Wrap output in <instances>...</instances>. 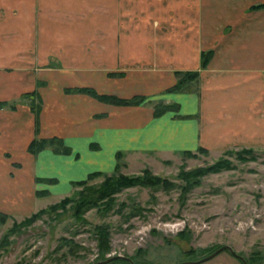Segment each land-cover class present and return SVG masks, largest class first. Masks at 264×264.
<instances>
[{
    "label": "crops",
    "instance_id": "obj_1",
    "mask_svg": "<svg viewBox=\"0 0 264 264\" xmlns=\"http://www.w3.org/2000/svg\"><path fill=\"white\" fill-rule=\"evenodd\" d=\"M242 6L212 0H0V101L16 102L15 109L0 108V212L24 216L34 210L36 191L59 190L37 178L55 179L64 194L90 172L111 173L118 151L129 160L199 147L220 153L263 139L264 10L241 20ZM217 22L230 27L229 34L217 35ZM208 48L213 55L200 69V52ZM186 70L199 71L196 88L166 91L175 72ZM82 87L146 99L114 105L65 92ZM35 90L42 101L37 132L33 112L20 100ZM158 101L177 104V110L154 116L152 103ZM52 136L70 152L27 151L33 138Z\"/></svg>",
    "mask_w": 264,
    "mask_h": 264
},
{
    "label": "rangeland",
    "instance_id": "obj_2",
    "mask_svg": "<svg viewBox=\"0 0 264 264\" xmlns=\"http://www.w3.org/2000/svg\"><path fill=\"white\" fill-rule=\"evenodd\" d=\"M212 2L242 4L241 20L264 10L251 8L264 0ZM215 30L217 35H227L231 28L217 22ZM207 50H212L213 55L214 49L202 51ZM187 72L191 71H180L176 81L187 78ZM195 81L188 77L183 89L196 88ZM23 94L20 100L28 104L31 112L32 105L42 109L40 95L39 101ZM94 146L97 147L93 143L91 147ZM128 157L124 153L120 159L121 174L143 176L147 170L149 176L168 184L124 188L113 195L109 210L92 207L79 214L82 221L73 214L70 203L57 216L48 210L31 221H23L81 190L71 184L66 193L59 194L64 188L55 179L37 178L45 187L59 190L51 191L52 194L39 190L41 195L36 191L34 210L24 216L7 214L0 223V264H102L109 258L114 259L105 264H129L122 260L124 257L136 264H243L228 250L203 260L224 245L230 246L247 264H264V136L257 144L238 145L220 153L206 149L189 154L162 156L150 152L134 155L130 160ZM217 162H221L223 169L214 171ZM102 180L98 176L89 184ZM100 224H107L110 231V249L104 258L98 254L94 229Z\"/></svg>",
    "mask_w": 264,
    "mask_h": 264
},
{
    "label": "trees",
    "instance_id": "obj_3",
    "mask_svg": "<svg viewBox=\"0 0 264 264\" xmlns=\"http://www.w3.org/2000/svg\"><path fill=\"white\" fill-rule=\"evenodd\" d=\"M264 7L263 4H257L252 5L251 8L258 9ZM212 56V50L202 51L200 55V67H206L208 61L210 60V57ZM180 71H176L175 75H179ZM188 77H192L193 79H197L199 71L198 70H191V72L186 73ZM185 74V75H186ZM187 77V76H186ZM187 77V78H188ZM187 78H178L177 81L170 87L166 89V91H180L183 90V83H185ZM70 91H77L82 93L90 94L91 96L95 97L96 99L109 103L114 105H137L139 103H142L145 101L144 96L140 95H133L129 98H123L111 94H102L98 93L95 90L91 88H66L65 92ZM24 97L28 96H35L39 99V94L36 91H33L32 93H26L23 94ZM9 106L11 109L15 108V105L10 103L8 104L7 101H0V108ZM34 108V105H32V111L35 116V131L37 132L39 128V113L41 107ZM178 105L177 104H165L161 101H158L154 103L153 105V115L159 116L165 111L168 110H177ZM95 147V146H94ZM50 148L55 153L58 154H68L70 152V148L66 146L63 142V140L58 136H52V137H35L33 138L30 143L28 144L27 150L31 154H36L39 151ZM197 150H206L203 147L197 148ZM192 151H183V153H191ZM249 153V152H246ZM124 152L118 151L115 155L116 157V164L114 170L108 174L101 171H94L90 172L85 179L73 181L72 185L74 187H81V190L74 191L72 195L65 196L63 199H61L58 203L53 204L49 206L46 210L42 209L39 210L36 213H32L30 217L26 218L23 221H31L35 219L38 215L43 213L44 211H53L57 216V214H60V212H64L66 209V205L68 203L71 204V209L73 211V214L77 217H79L78 220H83L81 215L84 211L89 210L92 207H104L105 210H109L113 203L114 198L113 195L115 193H118L120 190L128 187H134V186H145V185H166L168 184L165 180H160L158 178H153L149 176L147 170H144L143 176H125L121 174L120 172V159L122 158ZM221 165V162H217L214 165V171H218L220 169H223ZM102 176L103 180L99 184H92L89 182L92 181L95 177ZM46 181H50L49 179H45ZM37 194L41 195L43 192H38ZM57 210H60L57 212ZM8 215L0 212V223L4 222V218H7ZM95 233L98 240V254L101 258H104L105 254L109 251V243H110V231L109 226L107 224H100L95 226ZM113 260V259H112ZM125 262L129 263L126 259H122ZM132 260V259H131ZM134 263V262H133ZM130 264V263H129ZM136 264V263H134Z\"/></svg>",
    "mask_w": 264,
    "mask_h": 264
},
{
    "label": "water",
    "instance_id": "obj_4",
    "mask_svg": "<svg viewBox=\"0 0 264 264\" xmlns=\"http://www.w3.org/2000/svg\"><path fill=\"white\" fill-rule=\"evenodd\" d=\"M223 250L230 251V253L233 256L237 257L239 260H241V262L243 264H247L246 260L242 256H240L239 254H237L236 252H234L233 249L230 246H228V245H224V246L220 247L219 249H217L215 252H213L211 255L207 256V258H204L203 260L210 259V258L214 257L216 254H218L219 252H221ZM112 259H114V258H109V259H107V260H105V261H103L101 263L102 264H105V263L111 261ZM124 259H126L127 261H129L130 264H134L133 261L130 258L124 257ZM193 263H196V262H181V263H175V264H193Z\"/></svg>",
    "mask_w": 264,
    "mask_h": 264
}]
</instances>
